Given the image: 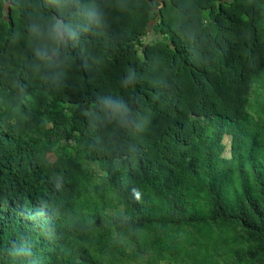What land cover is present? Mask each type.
<instances>
[{
    "label": "trees",
    "instance_id": "16d2710c",
    "mask_svg": "<svg viewBox=\"0 0 264 264\" xmlns=\"http://www.w3.org/2000/svg\"><path fill=\"white\" fill-rule=\"evenodd\" d=\"M0 264H264V0H0Z\"/></svg>",
    "mask_w": 264,
    "mask_h": 264
},
{
    "label": "clouds",
    "instance_id": "9594fccd",
    "mask_svg": "<svg viewBox=\"0 0 264 264\" xmlns=\"http://www.w3.org/2000/svg\"><path fill=\"white\" fill-rule=\"evenodd\" d=\"M30 26L27 27V29H29ZM24 36H26L24 38V41L22 42V44H20L21 46V50L17 53V55L19 54H25L26 57H19L18 59V64H29V63H34L36 60H38L40 57L46 56V57H51L50 55V51H51V46L52 43H57V45H60L66 36L65 34L59 33V38H48L45 34L42 36H36L33 37V34L31 35H27V33L22 32L18 38V41L23 38ZM71 36V35H69ZM74 37V36H72ZM175 38L177 39V41L179 43H184V40L179 39L178 37L175 36ZM171 45L173 44V41L170 40ZM31 53H33L31 55ZM50 97L46 94L43 98L44 99H49ZM49 124L51 123H47L46 126H49Z\"/></svg>",
    "mask_w": 264,
    "mask_h": 264
},
{
    "label": "rangeland",
    "instance_id": "374dc122",
    "mask_svg": "<svg viewBox=\"0 0 264 264\" xmlns=\"http://www.w3.org/2000/svg\"><path fill=\"white\" fill-rule=\"evenodd\" d=\"M229 141H230V138H229L228 135H226V136L223 138V142L227 144V146H226V148H225V151H224L225 155H228V154H229V153H228V151H229V150H228V149H229V146H228Z\"/></svg>",
    "mask_w": 264,
    "mask_h": 264
},
{
    "label": "crops",
    "instance_id": "0c3cea01",
    "mask_svg": "<svg viewBox=\"0 0 264 264\" xmlns=\"http://www.w3.org/2000/svg\"><path fill=\"white\" fill-rule=\"evenodd\" d=\"M8 13H9V8L7 7L6 8V15H5V17L7 16Z\"/></svg>",
    "mask_w": 264,
    "mask_h": 264
},
{
    "label": "bare ground",
    "instance_id": "6f19581e",
    "mask_svg": "<svg viewBox=\"0 0 264 264\" xmlns=\"http://www.w3.org/2000/svg\"><path fill=\"white\" fill-rule=\"evenodd\" d=\"M50 123V122H49ZM50 126L52 125V124H49Z\"/></svg>",
    "mask_w": 264,
    "mask_h": 264
}]
</instances>
